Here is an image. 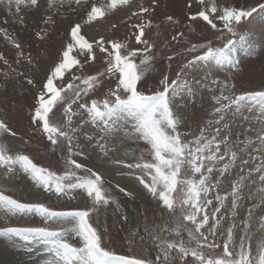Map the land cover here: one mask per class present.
Masks as SVG:
<instances>
[{"label": "snow or ice", "instance_id": "6c2138e0", "mask_svg": "<svg viewBox=\"0 0 264 264\" xmlns=\"http://www.w3.org/2000/svg\"><path fill=\"white\" fill-rule=\"evenodd\" d=\"M65 3L66 0H0L6 15L15 17L13 25L20 27L19 32L15 27L9 32L7 18L4 26H0V37L14 53L9 59L0 52V74L19 85L22 96L26 92L32 97V102L25 105L17 102L15 96H9L7 88L0 93V111L4 112L0 116V137L17 138L22 145L29 143L24 133L13 126L9 115V111L15 113L26 107L28 126L33 133L41 132L53 152L66 147L64 170L57 174L38 166L28 154L11 153L0 144V181H4L0 184V238L13 248L28 252L41 249L46 257L43 264H264V238L257 240L252 231L255 212L264 211V90L234 95L233 85L210 79L209 73L199 80L194 76L189 79L192 69L209 61L236 72L242 70L240 62L229 55L235 44L231 37L245 39L237 29L258 11H264V3L247 8L234 5L218 8L214 0H184L188 26L191 28L192 24L202 21L212 35L204 37L206 42L200 43H192L183 30L172 35L171 41L188 45L184 52L190 54L191 59L182 62L176 78L170 83L167 75L160 80L162 90L148 95L139 91L137 84L153 69L159 51L156 41L147 33L154 27L159 30L161 23L178 27L180 20L166 14L161 23L154 25L160 0H139L138 3L136 0H106L102 6L75 0L76 7L70 10L77 12L82 8L86 14L81 16V21L85 25L109 12L126 10L131 36L140 47L129 50L130 45L120 39L103 36L90 42L82 34V23L75 22L69 25L70 31L66 33L70 41L55 50V59L45 65L43 75L37 80L42 62L52 55L51 47L42 46L52 41L59 31V17ZM67 3L71 5L72 0ZM194 3L198 9L192 12ZM175 55L174 52L168 56V61ZM98 56L103 57L107 67L88 74ZM116 74L115 88L109 89L106 98L81 102L100 85L103 77ZM209 83L212 86L209 90L213 92L211 99L217 105L210 115L215 118L208 119L191 139H185L189 133L179 130L184 117L174 111L173 101L184 95L185 90L189 97L195 96L197 86L208 87ZM216 88L219 95L215 94ZM57 106L62 107L63 119L54 122ZM245 109L257 113L254 122L259 127L255 129V138L246 134L252 131L249 128L245 129L243 140L239 134L233 139L235 118L253 119L244 115ZM78 117L76 124L74 118ZM89 124L98 130L97 133L86 131ZM121 133L125 138L141 140L148 146L142 151L140 162L124 164L130 170L127 175H134L157 200L160 212L172 217L164 226L145 229L148 238L156 243L154 258L106 250L97 229L90 223V212L96 211V206L113 204L117 210L120 206L103 188V177L74 158L83 155L80 136L82 134L88 144L95 142V147L108 156V142ZM145 152L150 160L143 158ZM233 169L238 171L237 178L231 182L230 193L220 195L221 177L226 178ZM78 170L85 174L78 175ZM136 170L140 174L137 175ZM214 173H218L215 178ZM21 174L36 188L57 198H71L72 193L81 190L91 198L93 207L90 210H53L43 202H27L6 194ZM250 186H256L255 190ZM245 188H249L247 193ZM119 191L134 198V194L123 187H119ZM212 192L217 193L215 205L209 198ZM229 197L230 207L226 213L222 212ZM245 199L256 202L248 207L238 225L239 208ZM22 217L40 218L43 226L10 225L13 219L19 221ZM258 221L257 231L264 232V215L259 216ZM238 228L242 234L237 237ZM162 233H174L178 239L164 238Z\"/></svg>", "mask_w": 264, "mask_h": 264}, {"label": "rangeland", "instance_id": "374dc122", "mask_svg": "<svg viewBox=\"0 0 264 264\" xmlns=\"http://www.w3.org/2000/svg\"><path fill=\"white\" fill-rule=\"evenodd\" d=\"M138 3L139 0H136ZM161 7L157 9L156 17L153 19V24L161 23L166 14H172L174 19L180 20V26L174 27L171 24L161 23V27L157 30L155 27L152 31H149L147 35L156 41L157 50L159 55L156 56L153 62V69L147 72L140 81H138L137 88L144 94H153L157 90H162L160 80L167 75L169 83L172 79L176 78V73L179 71L182 62H186L191 59V55L184 52V48L188 45L183 42L177 43L171 41V36L175 35L177 31L183 30L187 39L192 43L206 42L203 38L212 35L204 22L199 21L188 26L189 22L185 16L184 0H160ZM207 2V0H206ZM218 8L224 6L234 5L236 7H253L260 3H264V0H214ZM87 3H95L97 6H102L106 3V0H87ZM71 7H76L75 0H72V4L66 3L64 8L61 9L59 17V31L55 34L52 41L44 44L43 48H52V55L47 60L42 62L41 73L37 76V80L43 75V69L46 64H51L55 59V50L61 48L70 41V36H66V33L70 31L69 25L75 22H81V16L85 15L83 9H79L77 12H72ZM198 5L195 3L191 9L192 12L197 11ZM25 15L30 17L27 10H24ZM107 15L112 18H107ZM9 20L7 25L9 32L13 31L15 27L16 32L20 31L19 25H13L12 21L14 16H7L6 10L3 6H0V26L3 25L5 19ZM106 18V19H105ZM107 23H104L101 30L98 32L95 28H84L87 25L82 23V34L90 42L103 37L118 38L120 42L127 43L131 48L140 47L135 44L134 37L131 36L132 29L129 27L127 21L126 10L119 12H109L103 18ZM99 19V21L101 20ZM135 22V21H133ZM218 27H220L219 21H216ZM113 25H116L113 28ZM238 34H243L245 39L241 41L238 36L231 37L235 40V44L231 47L229 55L235 57L241 64L242 70L236 72L235 70H229L226 67H221L215 64L214 61H209L201 64L191 70L189 79L193 76L199 80L205 73L210 74V79L215 78L222 80L233 85V94L239 95L249 91L264 90V11H258L248 21L242 23L237 29ZM23 38V36L21 37ZM110 48V45H106ZM250 49L252 50L250 53ZM33 54L36 49L33 48ZM98 51V50H97ZM123 51V50H122ZM0 52H4L9 59H12L14 53L11 50V46L8 45L3 37H0ZM172 61H168L167 57L173 55ZM199 54V53H197ZM137 63L139 58H137ZM15 66V65H13ZM2 67V64H0ZM107 67L106 61L102 56H98L97 60L88 69V74H95L97 71H103ZM117 76L106 75L101 79L100 85L89 93L88 97H85L81 102H89L91 99L103 100L106 98L110 88L114 89ZM59 83V82H57ZM25 87H28L25 84ZM212 86L209 83L208 87L197 86L195 91L196 95L189 97L185 90L184 95L174 99L173 108L178 114H182L184 117V123L180 125L179 130L182 133H189L185 139H191L192 134H198L199 128L208 120L214 119L211 116L215 105V102L211 99L213 94L209 89ZM5 88L8 90L9 96H15V100L22 104H30L32 97L28 93L21 95V89L19 85H16L12 80H6L2 74H0V93H3ZM35 92V89H32ZM215 94L219 95V89H215ZM111 99L114 100V97ZM76 106H74L75 109ZM62 107L57 106L54 108L56 117H53L54 122L62 121ZM256 111L248 112L246 109L244 115H248L253 119L249 121H243L240 117H236L232 125V138L236 139L237 134L241 140L245 137V129L251 128L252 131L246 134L253 139L255 138V129L259 127L254 122ZM4 112L0 111V116H3ZM9 115L12 118V124L18 132L24 133V139L29 143L22 145L21 141L17 138L0 137V144H2L11 153H24L28 154L31 159L38 165L47 167L51 171H56L57 174L63 173V161L66 155V147L62 150L53 152L51 150L50 142L39 131L33 133L32 129L28 126V109H17L15 113L9 111ZM51 115V114H50ZM86 118V114H85ZM79 117L74 118L76 124L79 123ZM86 131L97 133L98 130L91 124L88 125ZM79 143L83 145L81 151L83 155L74 157L77 162L90 167L93 171H96L103 177V188L106 192L111 193L112 196L118 201L119 210L117 206L110 204L108 206H96V211L90 212V223L97 229L99 235L102 238V247L106 250H111L115 254L120 255H136L140 257L154 258L157 253L156 243L148 238L146 234V227L164 226L166 220H171L172 217L168 213L160 212V205L150 194L143 188L142 185L135 179L134 175H127L130 171L124 167L127 163L140 162L142 151L148 147L146 144L138 139H128L121 133L114 140L108 142V156H104L101 149L95 147V142L88 144L83 135L80 136ZM143 158L150 160L151 157L145 152ZM114 161H123V163H115ZM238 169H233L232 172L226 174L225 177H221V185L218 189L220 195L230 193L231 182L235 180L236 172ZM85 173L78 170V175H84ZM136 174H140L139 170H136ZM218 173L213 174V178ZM4 181H0L3 184ZM123 187L126 191H131L134 194L133 197L126 196L119 191V187ZM255 190L256 186H250ZM245 193L249 191V188H245ZM6 194L14 195L16 198H20L27 202H43L46 206H50L53 210H90L92 209L91 198H88L86 193L81 190H77L71 194V198L63 197L57 198L55 195L43 192L42 189L36 188L33 183L23 174L18 178L15 184L10 185L6 190ZM216 192L210 193L209 198L213 199V205H215ZM255 200L245 199L239 208V217L237 224H241L242 218L246 215L248 207H250ZM231 198L225 202V209L222 212L227 211L230 207ZM177 215L179 213L177 212ZM264 215V211L257 210L252 221V231L256 235V239L264 238V232L257 231L259 229L258 217ZM11 226H43V221L37 217H22L19 221L13 219L10 222ZM68 226V225H64ZM171 226V225H170ZM227 225H225L226 227ZM242 234L241 230L237 229V237ZM167 239H178L174 233H162L160 234ZM186 239V233L183 234ZM144 238L143 240L141 238ZM76 242V241H74ZM255 243V242H254ZM41 249H36L33 252H28L24 249H17L9 246L6 242L0 238V264H43L45 255ZM11 259V261H10ZM7 261V262H6ZM42 261V262H41Z\"/></svg>", "mask_w": 264, "mask_h": 264}, {"label": "bare ground", "instance_id": "6f19581e", "mask_svg": "<svg viewBox=\"0 0 264 264\" xmlns=\"http://www.w3.org/2000/svg\"><path fill=\"white\" fill-rule=\"evenodd\" d=\"M107 18L109 19V18H112L111 16L109 17L108 15H107ZM106 19V18H105ZM110 20V19H109ZM108 21V20H107ZM107 21H105V20H103V19H101L100 21L99 20H97V21H94L92 24H90V25H87V27L86 28H84L85 30L87 29V28H95L98 32L101 30V28H102V26L104 25V23H107ZM44 256V255H43ZM10 261H11V259H10ZM7 262V261H6ZM42 262V261H41Z\"/></svg>", "mask_w": 264, "mask_h": 264}]
</instances>
